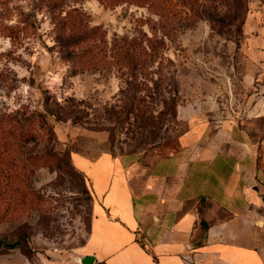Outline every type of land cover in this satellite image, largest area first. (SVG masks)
Instances as JSON below:
<instances>
[{"label":"rangeland","instance_id":"1","mask_svg":"<svg viewBox=\"0 0 264 264\" xmlns=\"http://www.w3.org/2000/svg\"><path fill=\"white\" fill-rule=\"evenodd\" d=\"M262 97L264 0H0V257L67 264L86 242L74 152L144 162Z\"/></svg>","mask_w":264,"mask_h":264},{"label":"crops","instance_id":"2","mask_svg":"<svg viewBox=\"0 0 264 264\" xmlns=\"http://www.w3.org/2000/svg\"><path fill=\"white\" fill-rule=\"evenodd\" d=\"M250 101L244 116L196 122L178 151L144 162L74 152L94 201L67 264H264V97ZM13 257L0 264H21Z\"/></svg>","mask_w":264,"mask_h":264},{"label":"trees","instance_id":"3","mask_svg":"<svg viewBox=\"0 0 264 264\" xmlns=\"http://www.w3.org/2000/svg\"><path fill=\"white\" fill-rule=\"evenodd\" d=\"M134 61V58H133V60H132V62ZM138 65V66H137ZM139 66H141V65H139V64H136V65H134V66H132V68H130V69H132L133 71H137L139 68L141 69L142 68V66L141 67H139ZM114 156H115V154L114 153H112ZM9 189V188H8Z\"/></svg>","mask_w":264,"mask_h":264},{"label":"water","instance_id":"4","mask_svg":"<svg viewBox=\"0 0 264 264\" xmlns=\"http://www.w3.org/2000/svg\"><path fill=\"white\" fill-rule=\"evenodd\" d=\"M80 264H84V262H85V258H82V259H79V260H77Z\"/></svg>","mask_w":264,"mask_h":264}]
</instances>
